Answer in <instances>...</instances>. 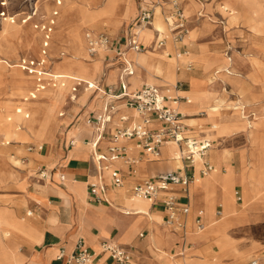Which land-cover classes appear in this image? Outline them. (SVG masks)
<instances>
[{
  "label": "crops",
  "instance_id": "1",
  "mask_svg": "<svg viewBox=\"0 0 264 264\" xmlns=\"http://www.w3.org/2000/svg\"><path fill=\"white\" fill-rule=\"evenodd\" d=\"M85 1L96 3L94 0V2L91 0ZM178 1L187 19V27H197L200 29L196 38L189 40L188 43H186L188 38L181 44L175 43L172 40L164 19L166 13L165 7L155 8L152 26L141 28L144 30V33H139L137 39L144 47H149L159 40H164L165 44L162 48L149 50L154 53L166 51V55L170 57L173 51L174 54L177 51H189L194 55L191 58L194 64L193 70L186 63L176 68V83H181L182 87L184 86L180 91H183L187 98L189 97L191 100L189 103L180 102V111L185 116L183 122L188 128V135L197 142L207 141L210 143L206 160L218 170L216 176H212L203 182L200 181V183H190L186 192H183L180 186L174 185L160 190L155 199H142L147 203L148 212L153 216L149 218L147 215L126 214L128 213L125 212L127 208H130V211H134L139 206L138 203L131 200L135 197L133 188L148 178L168 171L184 172L187 174L193 173L194 176H198L201 161L195 162L191 168H184L185 164L180 156L175 157L172 155L171 149L168 146L171 142H167L161 146L159 158L146 159L135 140L126 142L124 145L128 147L125 152L127 157L138 158L139 162L133 165L124 164L121 160L111 163V168L117 170L123 180V184L120 187H116L113 184L108 171L99 174L92 161L91 155L93 151L104 155L109 154L108 148L112 144L111 137L116 131L134 126L141 121L140 116L134 114L133 110L126 107L122 101H111V104L115 105L116 108L112 113L110 122L106 124L105 131L100 140H97V132L94 128L96 127L95 124H88L86 122L88 118L94 119L97 115L101 114L106 103H108L100 91L98 92L93 87L89 88L88 84L98 86L101 91L111 86L116 93L120 91L121 82L126 85L127 92H133L141 88L144 84H148L146 82L145 70L141 67L137 72V78L134 81L130 80L135 66V52L127 50L126 41L136 30L133 23L134 18L141 10L149 8L152 4H134V14L136 12L137 14L129 23L127 31L118 40L109 37L112 40L111 51L98 54V58L101 54L102 57L96 72L91 73L92 83H71V85H75L71 87L73 89L75 88L76 91L71 90L70 92L75 95H78L79 88L81 90H87L85 91V96L80 98L82 101L77 106L70 107L64 121L57 125V133L54 135L52 142H30L27 144V152L36 155H45L46 157L41 158L45 160V164H41L37 168L35 176H33L39 184L30 190H26L24 183L21 182L23 179L21 178L22 175L15 170L4 171L2 170L3 167L0 166V183L5 180H10L18 185L20 189L24 190L22 192V198L15 201L16 207L12 209L0 208V216L9 217V215H14L20 222H25V229H21V231L17 230V234L3 230L0 224V264H67L65 259L57 260V256L60 252H63L65 256L71 254L79 239L94 253L95 258L93 264H115L107 253L101 252L100 246L103 242L112 243L126 249L132 256L133 264H173L170 257L174 256L177 250H184V246H187L188 250L196 253V258L203 259L206 256L204 254L211 249V245H215L220 253V260L216 264H247V259L260 249L262 243L258 240L253 239L249 244H242L239 242V239L243 234L250 232L251 226L264 221V197H258L253 200L248 199L246 206L247 222L233 230L234 238L238 245L249 247L253 244V250L246 252L242 256L238 255L235 257L231 255V252L222 253L215 236L211 234L198 235L195 229L194 219L197 216H200L204 226H206V221L208 222L209 220L208 218L204 221L201 212L204 207L206 208L214 204V219L219 220L222 217V207L221 215H217V210L220 206L218 203L222 191L215 179L221 185L223 177L228 176L226 187L234 195V209L238 211H241L243 208L244 196L249 198V194L252 191H255V194L264 193L261 187V183L264 181V109L255 107L250 103L253 93L247 88V80L243 76L244 73L251 71L248 65L242 64L237 58L233 59L234 62L232 64L227 60L230 56L220 55V51H218L216 45L206 43L204 46L198 44L200 46L199 48L192 45L205 28L198 24H191L188 20L190 16L197 14L199 18H203L207 14L205 11L215 6L221 12L223 0ZM25 2L27 4H34L32 11L30 13L23 11L20 14L11 16L10 18H13V22L2 18L6 20V24H14L16 21L22 24H29L28 22L30 20H32L30 22H38L39 19L33 18L38 14V3L40 0H25ZM64 2L65 0H62L58 5L56 0H51L53 4L52 11L41 25L49 26L50 20L55 19L54 25L51 26L52 32L49 34L48 46L46 48L43 47L45 31L41 30V32L39 30L42 35L40 53L42 55V50L46 51V55L42 56L48 60V49L53 42L54 28H57V33L60 31L57 34V38H60V41L62 38L72 39L67 31H62L63 28L68 27V21L61 19L62 17L59 14V9L63 7L62 4ZM112 2L114 4H111V6L121 5L117 4L121 0H113ZM197 4L200 5L199 10H197ZM123 5H126L127 11L121 25L134 15L130 13V0L129 4ZM205 6L208 7L206 8ZM155 19H159L160 21L162 19L164 24L163 29L159 30L154 27ZM96 24L98 23L95 22L94 25H91L93 30L100 27L99 25L96 26ZM33 26L35 27L34 29L38 30L36 28L37 25L33 24ZM23 27L27 35V26L24 25ZM92 29L85 30V54L87 50L86 35L90 32L89 30L93 31ZM86 31L88 32L86 33ZM33 40L34 34L31 41ZM16 46L17 44L12 40L11 52H16ZM75 48L79 51L80 49L82 50L83 46L77 47L75 45ZM58 49H65L67 52L73 50L70 46H59ZM21 50L25 49L19 45V52ZM125 51H131L132 53H123ZM118 53L122 54L119 55ZM0 56H6V54H0ZM18 56L21 57L20 54ZM116 58H118L117 61ZM31 60L38 61L35 57ZM105 61L106 63H104ZM125 61L131 64L132 73L125 75L121 81L120 76ZM149 61L158 62V56H150ZM43 66L44 70H49L46 64ZM109 71H111L110 76L107 78L106 75ZM211 72L216 76L215 78L209 75ZM0 74L3 76L0 83L1 99L5 98L7 93H10L13 86L10 76H5L3 73ZM29 74H35L37 78L36 73ZM191 78L197 80L195 87L207 94L204 104L205 108L214 105L218 108L215 117H208L207 111H204L205 113L200 111L195 100L198 93L193 88ZM61 79L59 78V80ZM150 85H154L160 90L166 88L163 85ZM96 93H100L101 95L99 101H95L96 97L90 99ZM86 97L87 99L85 100ZM29 100H34V98H30ZM48 103L49 99L44 101L42 110L35 112L34 125L37 131H50L52 119L51 114L46 112ZM64 107H68V104ZM78 114L79 117L77 118L76 116ZM121 117H126V120H121ZM25 118H28V115ZM212 119L218 122L219 134H216L214 130L210 129ZM247 120L255 121L259 126L251 130L246 125ZM81 121L92 125V127L82 126L77 132V136L83 145L94 140L96 147L92 149L93 151H89L84 147L74 149V145L70 146V141L73 138L69 139L68 132L73 127L72 125H77ZM70 126L72 127L70 128ZM160 126V123L153 122L149 125V128L155 129ZM10 135V130H0V136L2 138H9ZM10 140L17 139L11 136ZM8 143L6 142V144ZM29 146L35 148L42 146V149L28 151ZM257 160H260L261 163L256 164L255 162ZM96 182H100L104 186L103 194L107 202L97 203L89 201L88 186ZM25 191L29 194L41 196L42 200L40 201L35 197L28 196ZM235 192L240 196L239 201L237 200ZM167 195L174 196L179 203L186 204L189 207V214L184 218L186 231L184 236L181 230L172 228L168 230L162 224L166 217L162 199ZM82 200H84L85 204H83ZM25 208H27L26 218L19 217ZM7 211H11V214ZM30 212L31 214H29ZM232 217L229 215L228 218L231 219ZM156 229L157 232L154 233ZM21 236H26L27 238H21ZM6 238H10V242ZM6 243H10V250L14 253L13 257L6 252L3 257ZM163 252L164 258L158 259L156 255L158 253L163 254ZM198 253L200 256H198ZM178 255L183 254L179 253ZM254 259L258 260L259 264H264V254L252 260Z\"/></svg>",
  "mask_w": 264,
  "mask_h": 264
},
{
  "label": "rangeland",
  "instance_id": "2",
  "mask_svg": "<svg viewBox=\"0 0 264 264\" xmlns=\"http://www.w3.org/2000/svg\"><path fill=\"white\" fill-rule=\"evenodd\" d=\"M94 1H96V3H90L89 1H85V0H65V2L62 4L63 7L59 9V14L62 17L61 19L65 18V20L68 21V27H66L65 29L63 28L62 31L63 32L67 31L70 34V26L76 20L75 14H77L78 16H82L85 22L80 31V40L82 42V43L80 42V47L83 46V48L82 50L80 49L79 51H77L76 50L77 48H75L74 41L63 38L60 41V38H57L58 37L57 34H59L60 31H58L57 33V28H54L53 42L50 44V47L48 49L49 50L48 53L49 60H48L46 57H43L40 53L42 35L41 32L39 31V28L45 22V20L52 11L53 4L51 3V0H40V2L38 3V14L36 17L33 18V19H39L38 22H30L32 21L30 20L28 22L29 24L27 23L22 24L16 21V23L14 24L9 23L8 26H5V29L1 27L2 18H7L8 19L7 21L10 22L9 18L13 15L20 14L23 11H27L30 13L33 9L34 4H27L25 0H0V54L2 55L6 54V56H0V73H3L5 76L8 77L10 76L13 86L10 93H7L5 95V98L0 99V126H2L0 130L6 131L5 122L7 119H9L8 116L5 114L7 110L5 109L6 107H8L9 111L16 110L18 109V107L26 108L28 109L27 113H24L23 116L21 115V119H26L25 117L27 115L31 119L32 117L33 118L36 117L35 112L42 110L44 101H47L49 99L47 110L51 112L50 114L52 119L50 131L47 132L40 131V133L36 136L29 134L25 130L19 132L17 135L16 134L10 135L9 138H2L0 136V166L3 167L2 170L4 171L15 170L20 175H22L21 178L23 179L21 182L24 183L26 190H30L39 184L37 180L33 178V176H35V172L37 168L41 164H45V160L41 158H46L45 155H40V154L36 155L34 153L27 152L26 151L27 144L30 142L33 143L52 142L54 135L57 133L56 132L57 125L60 122L64 121V119L67 116L68 109L70 107L77 106V104H75L74 102L68 104L67 103L68 99H66L67 95L65 94L54 95V96L36 94L33 90L34 88L30 85L31 82L28 72H24L22 71L21 68L16 66L17 63H19V60L20 61L31 60L33 59V57H35L38 59V61L40 62L43 61L44 65L46 64L47 68H52L53 70L58 69V70L73 71L74 73L77 74L74 68L66 67L63 64V62H65V60L68 59L71 54H73L77 58L84 59V60L81 59V62L84 66H90L91 64L94 63H96L99 66L100 65L99 61L101 60L102 54L99 56V58L96 57L92 60L88 59L85 54V45H84L85 30L89 28L92 29L91 25L92 24L94 25L95 22H97L98 24H96V26L99 25L100 27L96 30L92 29L93 31L89 30L91 31V33L94 34L104 33L107 34L109 37L118 40L127 31L129 23L137 14V12L134 14L135 12L134 4H154V1L156 0H130V4H131L130 13L134 15L126 22H124L123 25H121L123 23L122 20L127 11L126 8L123 7L124 4L123 0H121L120 6H115V7L114 6L110 7L108 5L110 0H94ZM230 2H231V7H229L227 10L221 9V12L223 13H221L219 9L215 6L213 8L211 7L210 9H208V11L206 10L205 12L207 14L203 18H199L197 14L190 16L188 20L191 22V24L192 23L198 24L201 25V27L205 28L200 33L198 39H196L195 42L192 43V45L197 46L198 48L200 47L198 44H202L204 46L206 43H208L209 45H216V48H218V51H220V55L222 56L227 55L232 57L233 59L237 58L241 61L242 64L248 65L251 71L244 73L243 76L247 80V88L250 90V92L253 93V97L252 100H250V103L255 107H260L261 109H264V0H230ZM2 3H5V5H3ZM205 7L207 8L208 6ZM199 8L200 5L197 6V10H199ZM111 9L112 10L114 9L113 13ZM2 13L5 14L4 17L1 16ZM161 23H162V28H164L162 19H161ZM33 24L38 26V30L34 29L35 27L33 26ZM24 25L27 26V30H26L27 35L24 31V27H23ZM112 29H117V30H112ZM189 30L190 28L188 27V36H187L188 40L186 43H188L189 40H191V38L189 37ZM87 32L88 31H86V33ZM33 34H34V40L31 41L33 39ZM140 34H143V32H141ZM12 40L17 44V46L15 47L16 52H11ZM19 45L23 46L25 50H21L19 52ZM59 46H70L73 50L71 52H67L65 49L59 50L58 49ZM148 50H152V48L150 49L148 48ZM127 52L130 53L131 51H125L123 53H127ZM24 53H27L29 56L23 55ZM187 53L192 54L189 51H187ZM18 54H20L21 57H19ZM143 54L144 52L139 53V55H143ZM136 55H138V53L134 54V63H135ZM173 55L174 53L172 52L170 57H173ZM125 59L127 60V58ZM117 60L118 58H116V61ZM5 61H8L9 63ZM104 63H106V61ZM185 63L189 65L192 68V70L194 69V64L192 63L191 59L185 60L183 63H180L179 66H182ZM138 70L139 68L136 66L135 63L133 76L134 75L136 76H134L131 79L132 81H134L137 78ZM110 72L111 71L107 73L106 75L107 78ZM209 75L212 78L216 77L215 75H213L212 72L209 73ZM176 77L177 76H175L172 79H168L167 81L159 82V84L157 85L166 86V89L170 91L171 88L169 87L175 85ZM2 79L3 76L2 74H0V83ZM65 80H69V79H65ZM190 80L192 84L197 83L195 82L196 79L194 78H191ZM71 86H75V85H71ZM181 88H184V86ZM86 90L87 89L81 90V88H79L77 92L78 94L77 98L80 99L82 96L84 97ZM69 91H71V88L69 89ZM31 94L34 96V100H29ZM96 94L92 95L90 99L97 97ZM87 97L85 98V100L87 99ZM21 99L28 101L23 102L21 104L20 103ZM63 99H65L63 103H67L68 107L63 108L61 104V101ZM187 99H188L187 102L189 103L190 98L188 97ZM99 100L100 99L98 98V100L95 101H99ZM197 104L200 111L208 110V108H205L204 106L205 103L203 104L202 102H197ZM63 110H65V115L59 117L60 115L59 112ZM179 110H181V104L179 105ZM76 117L78 118L79 114ZM13 118L10 119H12L14 122L20 120L15 116H13ZM79 124L80 125L85 124L87 127L91 126L84 121L79 122L78 125ZM212 124H214L213 121ZM74 125H72L73 127L70 126V128L72 127L71 129L67 128L70 129L69 132L73 130ZM214 131H218V130H214ZM11 136L15 137L17 140H10ZM6 142L9 143L6 144ZM73 142H74V149L84 147L85 149L90 151L89 145L87 144L83 145L78 137L73 139ZM255 163L259 164L261 163V161L257 160ZM215 170H217L216 167L214 168V171ZM207 176L208 175L202 178H206ZM261 187H262V191H264V181H262ZM22 192H24V190L20 189L18 185H16L12 181L10 180L2 181L0 183V208L12 209L16 207L15 201L22 198L23 195ZM25 192L28 196L35 197L37 198V200L40 201L42 200L41 196L29 194L27 191ZM258 197L259 198L264 197V193L254 195V198H252L251 200ZM145 204L148 208L147 203ZM242 207L243 208L241 211L235 209L236 214H243V212L247 213L246 205L245 206L243 205ZM26 212H27V208H25L20 213L19 217L26 218ZM149 214H136V215L149 216ZM131 215H135V214H131ZM213 215H214V211H213ZM7 221L6 220L0 221V224L4 229H22L20 225V221L18 219H15L14 221L10 219ZM162 224L166 229L171 230L170 227L166 226L164 223ZM207 230H208L207 234H211L216 237V242L219 238H221L220 234H218L216 231H210L207 228V226H204V229L200 231L201 233L198 232L197 234L202 235ZM253 239L260 241L262 245L254 255H252L247 259V264L253 258H259L262 254H264V221H261L258 224L256 225L254 224L253 226H251L250 232L248 234H243L239 239V242L242 244H249L250 242H252ZM226 244L228 245L227 241ZM211 246H212L211 249H209L207 253L204 254L206 256L203 259L196 258L195 255L196 253H193V251L188 250L187 246H184V250H177L174 256L170 258L173 264H216L220 260V253L218 252V249L217 247H215V245H211ZM237 248L240 249L241 251L237 252L236 247L228 246L226 252H231V255L237 257L238 255L242 256L246 252L253 250L247 246L244 247L240 245H237ZM179 253L183 255H178ZM156 256L158 259H163L164 252L163 254L158 253ZM198 256H200L199 253Z\"/></svg>",
  "mask_w": 264,
  "mask_h": 264
},
{
  "label": "built area",
  "instance_id": "3",
  "mask_svg": "<svg viewBox=\"0 0 264 264\" xmlns=\"http://www.w3.org/2000/svg\"><path fill=\"white\" fill-rule=\"evenodd\" d=\"M62 0H56L59 5ZM3 5L5 3H2ZM166 13L164 16L165 22L168 26V31L171 34L172 40L177 43H183L188 34L187 19L183 13L180 2L178 0H156L149 8L141 10L134 18L133 23L136 30L126 41L127 50H131L135 53H141L150 48H162L165 44L164 40H159L149 47H144L138 42V29L144 27H151L153 23L155 8H165ZM4 17V13L1 14ZM13 22V18H9ZM49 26H43L42 30L45 31V40L43 47L48 46ZM87 41V55L89 57H95L99 50L109 52L112 48V40L108 35L103 33L93 34L88 33L86 35ZM45 53V52H43ZM121 55L122 53H118ZM43 62L35 60H21L19 67L22 70L31 73L36 69H40L37 73V81L40 82L44 73ZM131 64L125 61V65L121 71L120 79L122 81L125 75L131 74ZM89 88H96L104 96L108 103L103 109V112L96 116V118H88L86 122L88 124H95V130L97 132V140H100L102 134L105 131L106 124L110 122L112 113L115 111L116 106L111 104V101H122L124 105L136 112L141 118L139 124L131 127L123 128L116 131L111 137V146L108 148V155L99 154L95 151L92 152V161L99 174L104 171L110 173L111 180L116 187H120L123 184V180L119 172L111 168V163L117 160H121L124 164L133 165L139 162L138 158L127 157L126 150L128 147L124 145L126 142L135 140L138 147L141 149L142 154L146 159H157L160 156V148L163 144L171 142L176 144L180 158L184 162V168H191L194 165L195 158L201 159V168L199 170V176H206L213 171L214 167L206 160L207 152L210 148V143L197 142L192 139L187 132V126L184 124V114L179 110L180 102H187L186 96L178 94L182 84L176 83L171 90L166 88L160 90L154 85L144 84L138 90L133 92H127L126 85L121 82L120 91L115 92L111 86L101 91L98 86L88 84ZM39 87L38 89H42ZM73 91H76L74 88ZM202 114V113H201ZM121 120L125 121L126 117H121ZM153 122L160 123L159 128L150 129L149 125ZM74 145L73 140L70 141V146ZM96 147V143L93 144V148ZM34 149L41 150L42 146L28 147V151ZM195 180L193 173H181L175 171H168L157 174L152 178L144 180L141 184L133 188L135 197L143 199H155L158 193L162 189H166L170 186H180L183 192L187 191L190 183ZM104 186L100 182L91 183L88 186V199L92 202H107L104 198ZM237 200H240V196L235 192ZM163 208L166 211V217L164 224L172 229H179L184 236L185 220L184 218L189 214V207L186 204L179 203L174 196L167 195L162 199ZM31 214V212L29 213ZM217 215H221V206L218 207ZM194 225L197 232L204 229V224L201 221L200 216L194 219ZM101 252L107 253L115 264H133L131 254L124 248L112 244L103 242L100 246ZM94 253L87 248L83 241L79 239L74 251L66 255L60 252L57 256V260L65 259L67 264H93ZM250 264H259V261L254 259Z\"/></svg>",
  "mask_w": 264,
  "mask_h": 264
},
{
  "label": "bare ground",
  "instance_id": "4",
  "mask_svg": "<svg viewBox=\"0 0 264 264\" xmlns=\"http://www.w3.org/2000/svg\"><path fill=\"white\" fill-rule=\"evenodd\" d=\"M112 1L113 0H110L109 1V4L108 5L110 7H111V4H114ZM123 1H124V4H128V2H129V0H123ZM117 4H120V3H117ZM222 4H223V7H222L223 10H227L229 7H231L230 0H223ZM125 6L126 5H123V7H125ZM113 10H112V13H113ZM82 14H83V12H82ZM4 16H5V14H4ZM75 16H76V20L70 26V36L72 37L71 40L75 42V45L77 47H80V42H81V40H80V31H81V29H82L85 21H84V19H83L82 16H78L77 14H75ZM6 20H8V19L6 18ZM6 20L2 19V22H1V27L4 28V29H5V26H8L9 25V23H7V24L5 23ZM54 23H55V19L54 20L53 19L50 20V26H53ZM153 25H154L155 28H157L159 30L163 29L162 28V23H161V21L159 19H155ZM42 27L43 26H41L39 28L40 31L42 30ZM36 28H38V26H36ZM199 30L200 29L197 28V27L190 28V30H189V37L191 39L192 38L193 39L196 38V36L199 34L198 33ZM51 32H52V28H50V33ZM141 32L144 33V30L138 29V35ZM89 33H91V31ZM187 36H188V34H187ZM187 36H186V38H187ZM186 38L184 39V41L186 40ZM86 45H87V41H86ZM43 52H45V53H43ZM101 52H105V51L99 50L97 52V55L95 57H92L91 58V57H89L87 55V50H86V55H87V57L89 59L92 60V59L96 58L98 56V54L101 53ZM23 55H28V54L27 53H24ZM42 55L45 56L46 55V51L42 50ZM152 55H157L158 56V62H150L149 61V57L152 56ZM193 56L194 55H192V54H188L187 51H185V52H179V51H177L173 55V57H169V56L166 55V51H158V52L154 53V52H151V51L147 50V51L144 52L143 55H139V53H138V55H136L135 63H136V66L138 68L141 67V68H143L145 70L146 82L149 85L150 84H159V82L167 81L168 79L174 78L177 75L176 74V68L179 66V64L180 63H183L185 60L191 59ZM81 59L80 58H77L75 55L71 54L70 57L68 59H66L65 62H63L64 66L69 67V68H74V70L77 72V74L74 73L73 71L58 70V69L53 70L52 68H49V70L47 69V70L44 71V73L42 75V78H41V81L38 82L37 81L38 77L36 78V75L35 74H29L28 73V75L30 76V82H31L30 85L34 88L33 89L34 92L36 94H38V95H48V96L65 94V95H67V98L66 99H68V102H67L68 104L71 103V102H74L75 104H78L79 101H81L82 99H78L77 98V95H75V94H73V93H71L69 91L70 88H71V90H73V88L71 87V83H73V82H80L79 84H81L82 82L92 83L93 80L91 78V73L92 72L93 73L96 72V69L98 68V65L96 63L91 64L90 66H84L82 64V62H81ZM82 60H84V59H82ZM227 60H229L232 64L234 62L233 58H231V57L228 58ZM5 62L9 63L8 61H5ZM41 62H43V61H41ZM43 64H44V62H43ZM16 66L19 67V63H17ZM39 70L40 69H36L33 72L36 73V71L38 72ZM33 72H31V73H33ZM155 74H157V75H155ZM109 76L110 75H108V78H109ZM134 76H136V75H134ZM134 76L132 75V77L130 78V80ZM59 78H62V79L59 80ZM65 79H69V80H65ZM195 82H197V81L195 80ZM174 86L175 85H173V86H171L169 88H173ZM195 86H196V83H193V88L198 93V96L196 97L195 100L197 102H202L204 104L205 103L204 100H206L207 94L206 93H203L202 90H199V88H197ZM39 87H43V88L40 90V89H38ZM178 94H181V95L186 96L183 91H179ZM30 98H34V96L31 94ZM98 98L101 99L100 98V93L97 94V97H96L95 100H98ZM64 100L65 99H63L61 101V104H62L63 108H64L65 105H67V103H63ZM24 101H27V100H22L21 99L20 103L22 104ZM180 104L181 103H179V105ZM2 108H4V107H2ZM5 109H7L6 112H5V114L9 118L5 122V127H6V130H10L11 135H15V134L17 135L19 132H21L23 130L27 131L29 134L34 135V136H36V135H38L40 133V131H37L35 129V125H34L35 118L32 117L30 119V117H28L26 119H21V115L23 116L24 113H27V110L28 109L23 108V107H18V109L13 110V111H11V110L9 111L8 110V107H6ZM9 109H10V107H9ZM206 111H207V116L208 117H215L216 116V113L218 111V108L214 105V106L208 107V110H206ZM46 112L48 114L51 113L48 110ZM202 112L205 113L204 111H202ZM59 113H60L59 117L60 116H63V115H65V110H63V111H61ZM134 114H136V112ZM13 116L19 118L20 120H17L16 122H14L12 119H10V118H13ZM212 121H213L214 124L211 125L210 129L218 130L219 129V126H218L217 120H213L212 119ZM246 125H248L251 130L256 129L259 126L255 121H250V120H247L246 121ZM82 126H86V125L85 124H82V125H80V124L78 125L77 124V125H75L74 128H73V130L70 131L69 134H68L69 138H73V139L77 138L78 137L77 136V132L81 129ZM89 127H92V125L89 126ZM216 132H217V134H219V131H215V133ZM20 140H22V139H20ZM93 144H94V140H91V142L87 144V145H89V149L90 150L93 149ZM168 146L171 149V152H172V155L173 156H175V157H179L180 156V153L178 152V150L176 148V144L171 143V144H168ZM195 161L196 162H199V161H202V160L199 159L198 157H196L195 158ZM217 172H218L217 170L214 171V169H213L212 172H210L209 174H207L208 176L206 178H202V179H201V176H199V174H198V176H195V180L193 181L194 182L193 184L200 183V181L203 182L204 180H206V179H208V178H210L212 176H216ZM215 180H216V183L218 184V186L220 187V189L222 191V195H221V198H220V201H219L218 204L223 208V213H222V217L219 220H215L214 219V215H213L214 204H211L210 203L211 205H209V207H206V208L204 207L202 209V214H203V216L205 218V221L209 218L208 222L206 221V226H207V228L210 231H216L218 234H220L221 238H219L217 240V242H218L217 244H218V246L220 248V251L222 253H225L227 251V247L228 246L236 247V251L237 252H240L241 250L237 248L238 243H237V241L234 238L233 230L236 227L241 226V225H243V224H245L247 222L246 221V213L243 212V214H236V211L234 209V195L226 187V183L228 181V176H224L223 177V181H222V184L221 185H219L217 179H215ZM202 193H204V192H202ZM254 195H256L255 194V191H252L249 194V198L246 197V196H244V203H243V205L244 206L245 205L247 206L248 199L254 198ZM142 199L139 198V197L132 198L131 200L134 201V202H136V203H138L139 206L136 207L134 211H130V208H127L125 210V212H128V213H126V214H135V215L136 214H149V212L147 211V206L143 202ZM82 202H83V204H85L84 203V200H82ZM246 211H247V209H246ZM7 212L9 214H11V211H7ZM229 215H231L233 217L230 219V218H228ZM152 217L153 216L151 214H149V218H152ZM10 219L14 221L16 219V217H14V215H11V216L9 215V217L0 216V221L1 220L2 221L3 220H6L7 221V220H10ZM24 223L20 222V225H21L22 229H25V227H24L25 224ZM152 226H154V225H152ZM4 227H6V226H4ZM2 229L5 230V231H8V232H11V233L14 232L15 234H17L16 233L17 230L21 231V229H4L3 227H2ZM156 232H157V229L154 231V233H156ZM207 233H208V230L205 231L202 235H206ZM24 237L27 238L26 236H21V238H24ZM9 240H10V238L7 239V241H9ZM12 241H13V239H12ZM226 241H227L228 245L226 244ZM9 244L10 243H6V247L7 248L4 247L3 257L5 255V252L8 253L9 255H12V257L14 256L13 251L10 250V245ZM252 247H253V244H251L249 246V248H251V249H252Z\"/></svg>",
  "mask_w": 264,
  "mask_h": 264
}]
</instances>
